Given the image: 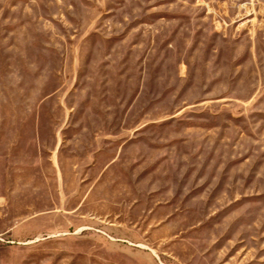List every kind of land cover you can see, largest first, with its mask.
I'll return each mask as SVG.
<instances>
[{
  "label": "rangeland",
  "instance_id": "1",
  "mask_svg": "<svg viewBox=\"0 0 264 264\" xmlns=\"http://www.w3.org/2000/svg\"><path fill=\"white\" fill-rule=\"evenodd\" d=\"M0 264H264V0H0Z\"/></svg>",
  "mask_w": 264,
  "mask_h": 264
},
{
  "label": "built area",
  "instance_id": "2",
  "mask_svg": "<svg viewBox=\"0 0 264 264\" xmlns=\"http://www.w3.org/2000/svg\"><path fill=\"white\" fill-rule=\"evenodd\" d=\"M1 204H2V198L0 197V208H1ZM3 236L4 234L2 232L1 222H0V241H4Z\"/></svg>",
  "mask_w": 264,
  "mask_h": 264
}]
</instances>
